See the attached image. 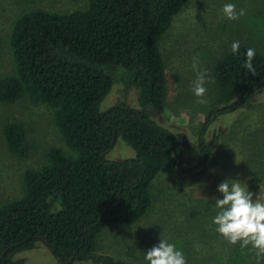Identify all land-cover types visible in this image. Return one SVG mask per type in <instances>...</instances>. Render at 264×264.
Listing matches in <instances>:
<instances>
[{"label":"trees","instance_id":"1","mask_svg":"<svg viewBox=\"0 0 264 264\" xmlns=\"http://www.w3.org/2000/svg\"><path fill=\"white\" fill-rule=\"evenodd\" d=\"M188 1L87 0L82 8L35 9L15 20L14 70L0 77V103L28 97L52 108L65 148L50 147L41 166L24 171L23 193L0 205V264H24L18 255L38 242L59 264H130L96 250L100 233L140 221L163 170L186 173L205 164L208 126L264 87V56L252 45L240 43L237 54L230 49L218 58L212 67L218 97L199 130V163L182 166L180 138L150 112L162 113L165 105L159 42ZM248 48L256 52L255 75L243 67ZM115 83L138 90V108L118 101L100 110ZM2 133L13 154H28L20 123H7ZM118 138L135 156L109 158Z\"/></svg>","mask_w":264,"mask_h":264},{"label":"rangeland","instance_id":"2","mask_svg":"<svg viewBox=\"0 0 264 264\" xmlns=\"http://www.w3.org/2000/svg\"><path fill=\"white\" fill-rule=\"evenodd\" d=\"M86 3L87 0H0V77L14 70L9 35L22 13L35 9L66 12ZM227 3L235 4L237 11L245 9V14L238 20L223 17L222 7ZM233 41L252 45L264 56V0H189L159 42L166 79L165 105L162 113L152 111L150 115L180 138L184 168L199 163V130L218 91L212 67L231 49ZM194 57H198V68L206 69L210 79L205 85V104L197 103L192 92L196 79L191 67ZM118 101L138 108V90L113 84L100 102V110ZM53 112L28 97L0 103V205L23 193L24 171L41 166L50 147L65 148ZM10 122L20 123L25 130L26 156L13 154L6 145L2 131ZM204 138L212 144L206 163L186 173L178 167L163 170L152 182L146 215L133 225L117 224L104 229L98 238V252L130 264H148L145 251L161 238L175 244L187 264H257L251 246L229 244L216 232L212 221L219 211L215 200L222 198L217 187L225 179L240 180L254 199L264 201V87L240 108L218 116ZM108 156L120 160L135 153L118 138ZM18 258H24V264H59L40 242Z\"/></svg>","mask_w":264,"mask_h":264},{"label":"clouds","instance_id":"3","mask_svg":"<svg viewBox=\"0 0 264 264\" xmlns=\"http://www.w3.org/2000/svg\"><path fill=\"white\" fill-rule=\"evenodd\" d=\"M223 17L229 20H238L245 14V9L239 11L233 3H227L222 7ZM240 42L233 41L231 52L237 54ZM256 55L255 49L248 48L245 52L243 67L252 75L256 74L253 59ZM198 57L193 58L192 69L196 72L193 81L192 92L197 97V103L205 104L207 88L210 82L206 75V69H199ZM217 191L222 198L215 200V206L219 210L212 223L216 225L218 232L229 244H239L242 248L251 246L257 257V264L264 260V201L254 199V194L249 191L247 185L240 180L225 179L220 182ZM144 259L148 264H187L182 251L176 245L161 239L157 245L145 251Z\"/></svg>","mask_w":264,"mask_h":264}]
</instances>
